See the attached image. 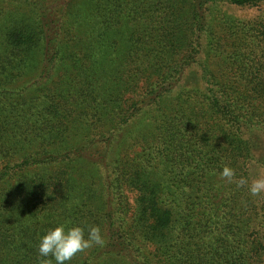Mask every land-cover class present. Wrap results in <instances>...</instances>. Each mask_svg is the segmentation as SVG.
Listing matches in <instances>:
<instances>
[{
    "label": "trees",
    "instance_id": "16d2710c",
    "mask_svg": "<svg viewBox=\"0 0 264 264\" xmlns=\"http://www.w3.org/2000/svg\"><path fill=\"white\" fill-rule=\"evenodd\" d=\"M259 178L264 0H0V264H264Z\"/></svg>",
    "mask_w": 264,
    "mask_h": 264
},
{
    "label": "clouds",
    "instance_id": "9594fccd",
    "mask_svg": "<svg viewBox=\"0 0 264 264\" xmlns=\"http://www.w3.org/2000/svg\"><path fill=\"white\" fill-rule=\"evenodd\" d=\"M222 178L231 181L235 175L234 170L224 166L221 173ZM239 183L243 185L244 180ZM250 193L255 196L264 191V178L255 179L249 187ZM104 238L101 230L97 226L88 228L87 235L81 226L73 225L68 227L66 224H59L50 228L40 237L38 244L39 257L45 258L41 264H69L72 258L80 252L93 247L94 245L103 246ZM51 257V259H47Z\"/></svg>",
    "mask_w": 264,
    "mask_h": 264
},
{
    "label": "rangeland",
    "instance_id": "374dc122",
    "mask_svg": "<svg viewBox=\"0 0 264 264\" xmlns=\"http://www.w3.org/2000/svg\"><path fill=\"white\" fill-rule=\"evenodd\" d=\"M231 12L241 18H253L258 13L257 9L253 8H234Z\"/></svg>",
    "mask_w": 264,
    "mask_h": 264
}]
</instances>
